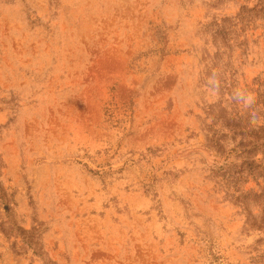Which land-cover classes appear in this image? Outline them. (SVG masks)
I'll return each instance as SVG.
<instances>
[{"label":"rangeland","instance_id":"obj_1","mask_svg":"<svg viewBox=\"0 0 264 264\" xmlns=\"http://www.w3.org/2000/svg\"><path fill=\"white\" fill-rule=\"evenodd\" d=\"M0 264H264V0H0Z\"/></svg>","mask_w":264,"mask_h":264}]
</instances>
